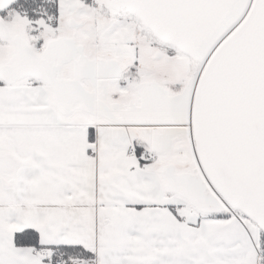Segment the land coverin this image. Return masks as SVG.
Wrapping results in <instances>:
<instances>
[{
  "label": "snow or ice",
  "instance_id": "6c2138e0",
  "mask_svg": "<svg viewBox=\"0 0 264 264\" xmlns=\"http://www.w3.org/2000/svg\"><path fill=\"white\" fill-rule=\"evenodd\" d=\"M0 264H264V0H0Z\"/></svg>",
  "mask_w": 264,
  "mask_h": 264
}]
</instances>
